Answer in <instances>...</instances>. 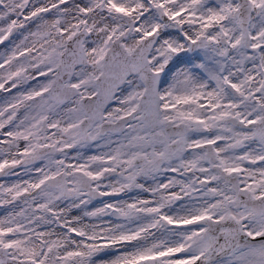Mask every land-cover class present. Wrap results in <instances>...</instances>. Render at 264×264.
Masks as SVG:
<instances>
[{"label":"snow or ice","instance_id":"snow-or-ice-1","mask_svg":"<svg viewBox=\"0 0 264 264\" xmlns=\"http://www.w3.org/2000/svg\"><path fill=\"white\" fill-rule=\"evenodd\" d=\"M0 264H264V0H0Z\"/></svg>","mask_w":264,"mask_h":264}]
</instances>
